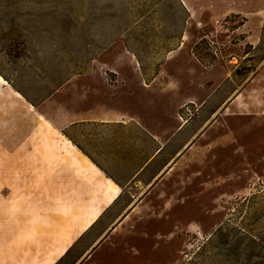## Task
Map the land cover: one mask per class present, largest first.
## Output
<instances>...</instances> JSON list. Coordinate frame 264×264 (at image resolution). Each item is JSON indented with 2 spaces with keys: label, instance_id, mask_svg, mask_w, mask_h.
Here are the masks:
<instances>
[{
  "label": "rangeland",
  "instance_id": "374dc122",
  "mask_svg": "<svg viewBox=\"0 0 264 264\" xmlns=\"http://www.w3.org/2000/svg\"><path fill=\"white\" fill-rule=\"evenodd\" d=\"M187 2L194 17L182 0H0V264H264V0H229L238 15L219 24L209 0ZM143 79L166 125L209 131L86 231L105 192L67 143L78 107ZM171 90L198 105L166 108Z\"/></svg>",
  "mask_w": 264,
  "mask_h": 264
},
{
  "label": "crops",
  "instance_id": "0c3cea01",
  "mask_svg": "<svg viewBox=\"0 0 264 264\" xmlns=\"http://www.w3.org/2000/svg\"><path fill=\"white\" fill-rule=\"evenodd\" d=\"M229 4V0H209V22L219 24L232 14L238 15L230 11ZM187 9L194 17L195 9ZM138 66L133 71L140 75L139 62ZM153 82L143 79L139 84L119 82L101 84L100 88L95 86L92 98H85L90 105L78 107L76 131L71 130L76 134L79 151L101 171L106 180L121 188V196L126 189H133L135 204L151 195L166 175L176 169L185 153L191 151L209 131V121L198 130L193 119L181 122L179 114L169 116L166 125L161 107L151 103V100L155 102L151 93L154 91ZM164 85L166 88L170 86ZM181 93L171 90L164 95L162 99L167 97L165 101L171 104L166 108L174 105L175 97H182L178 108L198 105L199 97L194 93L184 102ZM205 104L202 102L200 105ZM183 137L190 141L181 147ZM175 148L178 149L177 154L165 166L163 155L167 149Z\"/></svg>",
  "mask_w": 264,
  "mask_h": 264
},
{
  "label": "bare ground",
  "instance_id": "6f19581e",
  "mask_svg": "<svg viewBox=\"0 0 264 264\" xmlns=\"http://www.w3.org/2000/svg\"><path fill=\"white\" fill-rule=\"evenodd\" d=\"M182 2L186 5L187 8H189L188 6V2L187 0H182ZM187 38V34L185 35V39ZM175 52H171L169 54V56H171L172 54H174ZM128 57V62L130 64L131 67H133L134 69H137L138 67V62H137V58L134 54H132L131 52H127ZM9 86V84L5 81V79L0 75V87L1 86ZM43 117V115H41V118ZM71 148L74 150V152L76 153V158L78 161H80L83 164H87L91 167V169L94 171V173L103 180V190L105 192L104 196L102 197V200L100 201L99 205L96 206V208H94V212L92 215H90L89 217L86 218L85 224H86V231H88L89 229H91L92 227H94V225L96 224V222L98 221V219L102 216V214L108 209L110 208L121 196V188L119 186H117L113 181L111 180H106L103 176V174L101 173V171L93 164L91 163V161L89 159H87L77 148V146L68 141L67 142ZM100 244V242L98 243V245ZM66 252V251H65Z\"/></svg>",
  "mask_w": 264,
  "mask_h": 264
},
{
  "label": "trees",
  "instance_id": "16d2710c",
  "mask_svg": "<svg viewBox=\"0 0 264 264\" xmlns=\"http://www.w3.org/2000/svg\"><path fill=\"white\" fill-rule=\"evenodd\" d=\"M195 56L201 61V62H203V56H201L200 54H197V53H195ZM150 82V81H149ZM152 82V81H151Z\"/></svg>",
  "mask_w": 264,
  "mask_h": 264
}]
</instances>
